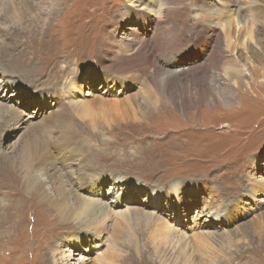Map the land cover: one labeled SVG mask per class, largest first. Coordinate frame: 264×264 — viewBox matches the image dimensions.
<instances>
[{
	"label": "rangeland",
	"instance_id": "374dc122",
	"mask_svg": "<svg viewBox=\"0 0 264 264\" xmlns=\"http://www.w3.org/2000/svg\"><path fill=\"white\" fill-rule=\"evenodd\" d=\"M203 1L137 2L136 10L144 8L145 2L152 8L147 10L149 18L165 2L163 14L168 11L179 29L165 36L150 30L151 21L140 24L133 16L120 20L117 10L127 0H2V27L23 29L0 31V81L7 78L15 84L14 90L0 88V170H7L24 154L32 164L30 183L43 188V194L59 205L65 194L75 212L65 209L67 221L51 218L55 227L43 232V220L53 216V210L36 194L20 193L13 215L1 221L0 264H264V192L254 191L256 182L264 184V107L254 106L260 100L264 104V74H259L264 58L254 67L246 63L242 83L234 89L223 83L220 76L226 58L221 56L225 41L220 32L226 20L221 19L215 33L207 23L195 22L194 7L200 8ZM255 2L252 16L244 22L264 38V0ZM26 16L32 17L30 25ZM164 23L162 32H166ZM240 26L241 22L229 28L236 44L232 52L253 56L255 44L247 50L240 46L245 38ZM32 27V33L25 30ZM86 35L91 42L82 41ZM139 37L149 40L154 58L163 67H182L194 80L217 77L221 93L238 92L236 100L228 107L186 104L183 112L161 103L158 108L164 110L156 113L138 94L140 87L147 86L143 81L152 70L151 58L145 66L138 62L123 67L116 76L111 73L117 58L129 59L118 50L107 51L106 44L110 40L133 44ZM171 40L172 46L162 54V45ZM131 75L134 78L128 79ZM251 78L260 84L251 82L253 86L246 88ZM194 80L192 89L199 86ZM71 81L80 85L79 91H71L63 104L45 98L54 87L58 93L61 88L65 91ZM253 87L261 96L247 95ZM98 91L107 100L136 98L142 107L137 112L145 117L134 122L130 116L127 123L89 122L76 112L80 104L76 101L84 99L88 104ZM14 108L19 114L9 116L7 109ZM78 122L82 130L73 129ZM2 171L0 184L7 179ZM14 171L10 182L18 180L20 187L24 171ZM9 187L0 185L1 219L12 197ZM151 192L160 194V202L150 199ZM177 201L180 207L174 210ZM38 203L51 212L43 214L35 207ZM101 204L109 213L104 221L96 210ZM133 210H141L144 216H131ZM149 212L154 216L147 218ZM214 213L220 222L208 217ZM111 244L121 255L113 262L110 255L116 251H111ZM84 256L90 258L81 260Z\"/></svg>",
	"mask_w": 264,
	"mask_h": 264
},
{
	"label": "bare ground",
	"instance_id": "6f19581e",
	"mask_svg": "<svg viewBox=\"0 0 264 264\" xmlns=\"http://www.w3.org/2000/svg\"><path fill=\"white\" fill-rule=\"evenodd\" d=\"M57 1H59V0H57ZM139 1L140 0H127L126 4H123L121 7H119V9L117 10V14L116 15L119 17L120 20H126V18H129V17L133 16L135 21L137 23H140V24L141 23H146L147 21H151L152 22V28L150 30L151 31L152 30L157 31V34L158 33H162L165 36H169L170 34L172 35V32H179V29L176 28L174 22L170 21L169 12L167 11V15L166 14L164 15L163 12H162V9H164L165 2L162 3V6H161V4L157 6V8L159 6H160V8L157 9L156 13L154 12L155 17L154 18H149L147 10H149V9L152 10V8L148 7V5H146L147 2H145L143 4L144 8L136 10L135 7H137V5H139V4H137V2H139ZM1 2H2V0H0V5H1ZM62 2H63V0H62ZM254 2H255V0H204L202 2V6L200 8H198L197 5H196V7H194V11H193V19H194V21L195 22L196 21H200V22H203V23H207L206 27L208 28V30L211 33H215L216 32L215 27L218 28V27L224 25V27L221 29L220 34H221V37L222 36L224 37L225 50L223 52L225 54L222 53L221 56H222V58L223 57L226 58V60L224 62L226 65L224 67V70H223L220 78H221V80H223L222 81L223 83H226V85L228 87L233 88V89H234V87L236 85H238L239 83H242L241 79L243 78L242 76H244V74H245L244 71L246 70V63H249L251 67H254L253 63L258 64V63L261 62V59L264 58V47L261 45V41L264 40V38L257 37L256 33L258 31L255 32V29L252 26L248 27L247 25H245L246 22H244V19L247 16H249V18L252 16V13L254 12V7H255L254 5L256 4V2L255 3ZM190 4H192V3H190ZM134 5H136V6H134ZM213 6H218L219 8L214 10V9H212ZM153 11H155V10H153ZM0 12H1V9H0ZM262 16L264 17V14H262ZM0 18H1V15H0ZM31 18L32 17H30V16H26L25 19H24L27 22L28 25H30L32 23L31 22L32 21ZM221 19L226 20L225 23H223L222 25H221ZM16 22H18V20H16ZM164 22H167V26L163 27V29H165L166 32H162L161 31V26L163 25ZM240 22H241V26H242V24L244 26L243 28L240 26V28L245 31V38H244V41L240 43V46H241L242 49H246L247 50V49H249V45L255 44V48H256L257 51H256L255 54H253V56H249L247 54L244 55L245 52H243L241 54H238V55L237 54L235 55V53L232 52V47L234 45H236V44L234 43V41L231 40L232 37L230 35L231 33H230V29L229 28H230V25L239 26ZM261 22H263V20H261ZM1 24L2 23L0 21V31L7 30L8 27H2ZM195 25H196V23L194 24V26ZM34 28L35 27L27 28L25 30H27L28 32L32 33L34 31ZM8 29H11L12 31H16V30L22 31L20 29H23V28L16 29L15 27L10 26ZM92 29H93V27H92ZM88 32L90 33V30ZM91 33H93V32H91ZM99 33L101 34V31H99ZM177 34L179 35V33H177ZM153 37H154V35H153ZM177 39H178V37H177ZM84 40H86L87 42H91L90 35H86L82 39V41H84ZM148 41L149 40L146 39V37H142V38L139 37L137 39V41L135 43H133V44H123V43L120 44L119 42H118L119 43L118 44V43H115L114 41L110 40V42L108 44H106V50L110 51L111 53H113L116 50H118L121 53V57L125 54V55L128 56V59H129V61H124V60L120 61V59H118V58H117L118 60L116 59L117 64L115 65V67L112 70V72L109 71L111 73H114V76H116L115 73H117V74L123 73L121 71L123 67H132V66H135V64L138 63V62H141L143 65L147 64L148 57H149V59L151 58L153 60L152 70L149 71L148 77L143 81V82L147 83V86L145 85L144 90H142L141 87H140V90L138 89L139 90L138 94H140L142 96L141 98H143L144 101L146 100L145 104H148L149 107L153 108V110H157V111H155L156 113L158 112V110H164V108H158V106L160 107L161 103L163 104V106L170 105L172 108H174L176 110H179L180 112H183V110L186 108V104H189L190 107L191 106L192 107H196L198 104L199 105L204 104L205 106H209L212 103L211 104L212 106L214 104H223L224 106L228 107L229 104H232L236 100V98L238 96V92H235V91L232 90L231 92H228L227 95H225V93H223V92L221 93V91H220L221 87H220V84L217 81V77L213 78L212 77L213 75L211 76L213 78V80H209L206 76H202L200 79H195L194 80V79H192L189 76V74H188L189 71L188 70H187L188 72L185 71L186 69L184 70V69H182V67L174 68L175 66H173V65H172V67L168 66V65L166 66L167 68L163 67L162 64L159 62V60L157 58H154L155 57L154 56L155 54L153 55V49L154 48L151 49V46L148 44ZM162 46H164V47H162V49H161V46H159V47H160L161 50H163V52H162V54H163L167 49H170V47L172 46V40H171V42L169 44L162 45ZM149 49L151 51V54H149L150 53ZM172 51H173V49H171L169 51V53H171ZM118 55H120V54H118ZM166 55L167 54L163 55V57H165ZM4 56H5V54H4ZM116 57H118V56H116ZM2 58H3V56H2ZM125 58H126V56H125ZM141 60H143L144 63ZM175 64H176V66H178L176 62H175ZM261 65H263V66L260 67L261 72H259V74L263 76V74H264V64H261ZM111 66H112V64H111ZM256 68H257V66H256ZM98 72H99V70H98ZM106 72L108 73V71H106ZM198 73H200V72H198ZM183 74H185V75L183 76ZM210 74H212V73H210ZM102 76H103V74H102ZM133 78L134 77L132 75L128 76V79H133ZM252 78H251L252 81H250L248 84L245 83L246 84V88H248L249 85L252 87L253 84L255 86L260 84V82L254 83L255 80L252 79ZM193 80L195 81V85H199V86L197 88L194 87L192 89L191 83H194ZM10 81L11 80H9L7 78H3L0 81V88H4L3 90L5 92L7 90L13 89L15 84L13 83V81L12 82H10ZM64 81H66V80H64ZM148 81H149V83L154 85V89L155 90L152 89L150 85H148L149 84ZM263 81L264 80L261 81V84H264ZM251 82H253V84H251ZM78 87H80V85H78L74 81H71L69 83V87H66L65 91L61 88V92L58 93L57 92V87H54L53 91L48 93L45 96V98L46 99H50V100L56 99L57 101L60 102V104H63L64 101L69 99V95H70L69 93L71 91H73V90L79 91ZM256 91L257 90H255L254 87L252 89H247V95L252 94L255 97H258V95L261 96L262 93L261 92H256ZM102 93H100V91H98L97 95H93V96L91 95L92 99H90L88 104H85V102H87V101L84 100V99H83V101H79V100L76 101V102L80 103V104L77 103L78 108L75 109L76 112L81 113V115L83 114L84 116H86L85 119L88 118L89 122H93L94 120H101V121L107 122V124L109 122L117 123V122H121V121L127 123L126 120H128V118L130 116L132 117V120L134 122H136L135 118H138V120H139V119H142V118L145 117L146 114L144 115V114H141V113L137 112L142 107H139L140 104L137 103V101L135 100L136 98L135 99H130L129 98V99H127L128 102L126 100H121L122 98H119L120 100H118V99L107 100V99H104L105 96ZM87 94L85 96H88ZM10 95H8V96H10ZM159 96H160V100L158 99ZM161 98H164V99H161ZM158 100H159V104L157 103ZM248 102H249L250 105L252 104V101L248 100ZM254 106L255 107H257V106L258 107H264V104L260 100V101H256ZM166 109H167V107H166ZM15 110H16L15 108H14V110L7 109L6 113H8L9 116H16V115L19 114V112L17 113ZM185 113H186V111L183 114H185ZM113 115L116 116L114 119H113ZM78 121H79V119H78ZM81 123H79V126L73 125V129L76 128V130H82ZM109 129H110V127H109ZM54 141H55V138H54ZM35 155L40 157L41 152L36 151ZM34 159H36L35 156H34ZM25 160H26V162H25ZM42 161H45V160H42ZM9 164H10V167L9 168L7 167V170L4 169L5 172L0 170V171L5 173V177L7 178V179H3L4 183H2L0 185H4V186L5 185L6 186L10 185L9 189H10L11 194H12V197L8 199V204L6 206V211L4 213V216H3L2 219L0 218V226L2 225L1 221H6L9 217H11L13 215L12 208L16 204L15 202L17 201V196L20 193H23V191H25L28 195L29 194L32 195L31 193H33L34 195H32V196H35V194H36V197H39V201L44 202L48 207L51 208V210H53L54 215L53 216L49 215L47 219L43 220V225H44L42 227V228H44L42 230L43 232H46V233L49 232V227L50 226L51 227H55L56 224H54L50 220L51 218L53 220H58V221H67V219L64 218V216L66 215L65 209L68 211V213L69 212H73V213L75 212L74 209L71 207V204H70L69 200L67 199V197L65 196V194L62 193V195H61L62 203H61V205H59L57 203L51 202L49 200V198L46 195L43 194V188L42 189L41 188H37L35 184L30 183L29 179H30V176H32L31 173H30V171H31L30 167H32L31 166L32 164L29 163V161L26 159V156L24 154H22L20 156L19 161H14L13 160ZM40 164H42V163H40ZM14 170H20V171L23 170L24 171L23 175H20L21 172L18 173L19 171L18 172L16 171V173H18V175H20V177L22 179V181H21L22 185L20 187L17 186V183L19 182L18 180H12V182H10V180L12 178L10 172L13 173V172H15ZM33 179H35V178H33ZM51 184H53V182ZM37 186L42 187L43 185L41 183H38ZM52 190H54V189H52ZM57 190H59V189H57ZM60 191H62V190L60 189ZM254 191L255 192H260V193L264 192V184L256 182L255 187H254ZM151 195H153V196L150 197L151 200H153L155 202H160V198L158 197V196H160V194L151 192ZM46 200L50 201V205L51 206L47 204ZM115 201H116V199H115ZM177 202H176V208H173L174 210H177V207L178 208L180 207V203L179 202H181V201H179L178 203ZM44 203H40V204L38 203L35 207H37L43 214H45L47 212L50 213L51 212L50 209H48L47 206ZM89 204H90V202H89ZM169 208H171V207H169ZM173 209H171V210H173ZM96 210L99 213V215L103 217V221L106 220L107 218H109L108 208H106L104 205L101 204L100 206H97ZM171 210L168 213V217L170 219H172L174 217V214L171 212ZM140 211L133 210V211H130V214L133 217H138V216L143 217L144 215L141 214ZM121 214L124 217V215L126 213H124V214L121 213ZM184 214H186V213H184ZM148 216L149 217L150 216H154V214L152 212H149V213H147V218H149ZM66 217H67V215H66ZM68 217H69V215H68ZM198 217H201V212L199 213ZM208 217H211V218L215 219L216 222H220L221 221L220 219L217 218L218 215H216V213L212 214L211 216L208 215ZM155 219H158V218H155ZM90 225L91 224L89 223V227H90ZM96 225H98V224H96ZM8 236H10V235H8ZM112 243L114 244V242H112ZM111 245H109V246H111ZM115 247H116L115 245H112V247H111V251H113V249H115L116 253L113 255V253L110 252L111 253V255H110L111 261L110 262H113L114 260H116L118 257L121 256L119 254V252H118L119 249L117 251V249ZM87 258H90V257H85L84 256L83 258H81V260H85ZM108 263H109V261H108Z\"/></svg>",
	"mask_w": 264,
	"mask_h": 264
}]
</instances>
